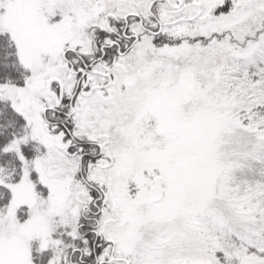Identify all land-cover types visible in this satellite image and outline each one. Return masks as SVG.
<instances>
[{
	"label": "snow or ice",
	"instance_id": "6c2138e0",
	"mask_svg": "<svg viewBox=\"0 0 264 264\" xmlns=\"http://www.w3.org/2000/svg\"><path fill=\"white\" fill-rule=\"evenodd\" d=\"M0 264H264V0H0Z\"/></svg>",
	"mask_w": 264,
	"mask_h": 264
}]
</instances>
